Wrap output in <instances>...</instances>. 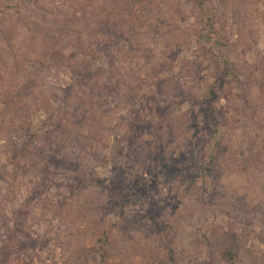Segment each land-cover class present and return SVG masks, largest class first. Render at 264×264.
Returning <instances> with one entry per match:
<instances>
[{
	"label": "rangeland",
	"instance_id": "rangeland-1",
	"mask_svg": "<svg viewBox=\"0 0 264 264\" xmlns=\"http://www.w3.org/2000/svg\"><path fill=\"white\" fill-rule=\"evenodd\" d=\"M131 1L0 0V251L264 264V0Z\"/></svg>",
	"mask_w": 264,
	"mask_h": 264
},
{
	"label": "trees",
	"instance_id": "trees-1",
	"mask_svg": "<svg viewBox=\"0 0 264 264\" xmlns=\"http://www.w3.org/2000/svg\"><path fill=\"white\" fill-rule=\"evenodd\" d=\"M136 5L142 6V8H144L143 6L146 5V0H138L136 2L131 1V5H126L127 6L126 8L128 10H130L128 14H131L135 18V20L140 22L141 13L137 12V10L134 9ZM117 9H118V2L114 1V2H112V4H110L109 6H107L105 8L106 12H108V13H106V15H107L106 18L104 17L103 19L100 20L99 18H100L101 15H99L98 13L95 14L98 17V19H99V22H98V26L100 28L99 35L102 38L101 41L99 42V44H96L97 46L98 45H103L104 46V45L109 44V43L110 44H114V42L116 40V37L120 33H122V31H117V30H115V27H113L114 23L112 21V15L114 14L115 11H117ZM142 11H146V9H142ZM27 26H29V25H27ZM210 28H211L212 31L214 30L213 29L214 26L212 24L210 25ZM27 30H29V27H27ZM66 32H67V28L65 29V31H61V35L65 34ZM132 32H134V30H130V31H126V32L124 31L123 32L124 34H120L122 36L117 40V43L119 44L121 41H126L128 39L126 34H130L131 33L133 35ZM60 39H59L60 43H63V40H67V36L66 35H62L60 37ZM105 39L106 40L110 39L111 41L109 42V41H106ZM80 53L83 55L84 58L87 55L86 51H82ZM106 57L109 58L108 55H106ZM55 132L56 133L61 132L60 128L58 127ZM66 135H67V132L64 133V138H65ZM53 152H54V150L50 151L49 153H53ZM206 240L208 242H210V239H206ZM9 249H10V247H4L0 251V264H32L31 260L30 261H24L23 260L24 258L22 260L21 259H14L13 260L12 257H11ZM167 249H169L170 254L173 255V251L171 250V248H167ZM225 255H226V258H228L227 261L229 263L237 264L239 262L238 261V255L239 254L237 253V251H234L232 246H229L225 250ZM26 256H25V258H26ZM41 262H43V261H41Z\"/></svg>",
	"mask_w": 264,
	"mask_h": 264
}]
</instances>
